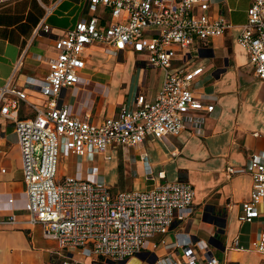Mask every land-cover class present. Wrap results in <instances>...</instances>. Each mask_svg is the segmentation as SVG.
Returning <instances> with one entry per match:
<instances>
[{"label": "built area", "instance_id": "built-area-1", "mask_svg": "<svg viewBox=\"0 0 264 264\" xmlns=\"http://www.w3.org/2000/svg\"><path fill=\"white\" fill-rule=\"evenodd\" d=\"M17 1L0 0V6ZM52 1L50 15L66 0ZM211 6L212 0H86L87 16L55 39L47 77L28 79L24 90L9 83L0 89V114L15 123L27 194L24 212L0 219V227L18 222L41 227L59 251L75 249L93 264H130L144 253L156 257L154 264H225L189 233L176 232L174 242L166 241L194 215L191 184L161 182L163 174L155 179L146 154L140 156L144 177L156 181L150 190L114 193L100 169V163L115 160L119 149H139L149 139L185 131L202 134L214 106L205 105L193 90L204 68L189 69V64L199 44L225 36L232 27L221 14L212 15ZM38 31L52 33L47 24ZM237 42L254 76L264 82V0L249 8ZM93 46L109 58L141 57L147 68L161 71L156 99L147 101L138 94L132 109L122 107L100 120L71 114L63 93L92 81L88 53ZM29 90L46 103L31 100ZM21 103L33 109L34 118L19 119ZM72 158L82 164L76 173L63 162ZM61 164L67 172L63 178ZM226 173L228 178L248 174L252 180L240 223L264 219V155L253 154L248 166H229ZM157 237L162 239L155 242ZM161 247L170 254L159 256ZM232 249L246 251L238 238ZM250 250L264 256V223Z\"/></svg>", "mask_w": 264, "mask_h": 264}, {"label": "crops", "instance_id": "crops-1", "mask_svg": "<svg viewBox=\"0 0 264 264\" xmlns=\"http://www.w3.org/2000/svg\"><path fill=\"white\" fill-rule=\"evenodd\" d=\"M254 1L212 0L210 13L221 14L232 27L225 36L199 44L189 64V69L204 68V74L194 82L193 90L205 105L214 106V111L206 116L202 134L185 131L177 137L149 139L139 149H119L114 153L115 160L100 163L101 179L107 184H117L122 161L126 172L132 171L134 165L137 167L140 178H144L142 190H150L149 181L144 177V163L140 159L146 154L155 179L163 174L165 179L161 182L181 181L182 178L183 182L191 184L195 192L194 215L187 224L177 225L166 241L174 242L176 232L189 233L193 239L207 244L212 254L225 264H263L264 261V256L250 250L264 219L251 224L239 221L243 203L250 197L251 177L247 174L228 178L226 173L229 166H248L253 154L264 155V82L254 76L248 67L247 53L237 42L240 26L246 23L248 10ZM53 5L52 0H19L0 6V89L9 83L24 90L28 79L44 80L49 74L48 62L56 54L55 39L65 35L87 16L86 0L84 17L71 15L74 7L79 5L72 0L59 4L50 15L48 9ZM43 24L49 25L52 33L38 31ZM102 51L99 46L89 50L90 74L93 59ZM111 59L117 63L115 70L121 77L125 74L129 77L140 69V83L133 100L129 99L130 88L122 78H119L115 89H111L110 82L91 81L63 93V104L71 114L81 118L90 116L94 120L106 117L98 107L95 110V105L90 107L88 103L91 97L96 98L97 86L103 88L98 98L104 100L109 91L117 93L126 85L122 92L127 97L119 110L122 107L132 109L138 94L145 96L147 101L156 99L163 74L159 87L148 93L145 89L148 68L141 57L118 56ZM128 60L131 61L129 65L126 64ZM28 93L37 104L43 106L46 103L40 95L30 90ZM18 117L20 120L32 119L35 112L21 103ZM155 183L152 182V188ZM133 189H139L136 183ZM26 204V185L15 123L0 114V219L22 214ZM236 238L245 252L232 249ZM161 239L157 237L154 241ZM166 254L170 252L164 247L158 250L159 256ZM155 259L154 255L144 253L132 259L130 264H154ZM0 264L93 262L75 249L59 251L55 243L44 238L41 227L18 222L0 227Z\"/></svg>", "mask_w": 264, "mask_h": 264}, {"label": "rangeland", "instance_id": "rangeland-1", "mask_svg": "<svg viewBox=\"0 0 264 264\" xmlns=\"http://www.w3.org/2000/svg\"><path fill=\"white\" fill-rule=\"evenodd\" d=\"M73 3L79 4L78 6L74 7V9L71 12V15H75L76 17H84L85 16V0H72ZM122 62H124L123 60H121ZM131 61L128 60V62L126 64H130ZM92 70H91V76L93 77L92 81H97L100 83H105V82H110L111 84V89H115L118 85V81L119 78H122L123 83H127L128 84V88H130V96L129 99L133 100L134 96L136 95L137 89H138V85L140 83V69L139 64H136V68H138L136 70V72H134L133 74L129 75V77H127V75L125 74L124 77H121L120 73L115 70V66L117 65V63L113 62V60L109 57H107L103 51L102 54L100 53V55L96 56L95 59H93V63H92ZM148 74L147 77L145 79V89L148 93L154 92L156 90V88L159 87L161 79H162V73L158 72L154 69L148 68L147 69ZM143 85V84H142ZM126 85L122 86L121 91H118L117 93H113L114 91H109L108 94H106V98L100 99L98 98L99 96H101L102 94V90L103 88L101 86H97L96 89V98L95 97H91L90 99H88V103L89 106L92 107L95 105V110L98 107L101 111V114H104V116L107 115H113V114H117L120 105L123 103V101L126 100V94L124 92H122L123 88L125 89ZM69 96H70V92H69ZM90 96V95H89ZM86 97H83L82 99H84ZM64 164H67L70 168V170L74 173H76L80 167H81V161L77 158H72V159H66L65 161H63ZM96 161L94 163V165H97ZM122 163V172L119 173L118 175V180H117V184L112 185V182H110L109 180V184L112 187V192L116 193L119 190H130L133 189L134 187V183H136V187L139 189H142V184L144 183V178H140L141 174L138 172L137 167L134 165L133 166V170L130 172H126V168L124 166V162L120 161V164ZM65 174H67L66 172V167L65 165L61 164L59 166V175L61 178H63L65 176ZM148 189L152 188V182H148ZM251 261H253L254 259H250ZM264 264V261H263Z\"/></svg>", "mask_w": 264, "mask_h": 264}, {"label": "trees", "instance_id": "trees-1", "mask_svg": "<svg viewBox=\"0 0 264 264\" xmlns=\"http://www.w3.org/2000/svg\"><path fill=\"white\" fill-rule=\"evenodd\" d=\"M181 182H183V179L181 178Z\"/></svg>", "mask_w": 264, "mask_h": 264}, {"label": "water", "instance_id": "water-1", "mask_svg": "<svg viewBox=\"0 0 264 264\" xmlns=\"http://www.w3.org/2000/svg\"><path fill=\"white\" fill-rule=\"evenodd\" d=\"M148 254V253H147ZM154 262H155V260H154Z\"/></svg>", "mask_w": 264, "mask_h": 264}]
</instances>
